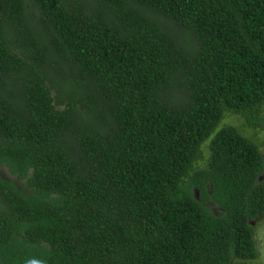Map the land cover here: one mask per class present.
Listing matches in <instances>:
<instances>
[{
    "label": "trees",
    "instance_id": "obj_1",
    "mask_svg": "<svg viewBox=\"0 0 264 264\" xmlns=\"http://www.w3.org/2000/svg\"><path fill=\"white\" fill-rule=\"evenodd\" d=\"M263 108L264 0H0V264H252Z\"/></svg>",
    "mask_w": 264,
    "mask_h": 264
},
{
    "label": "rangeland",
    "instance_id": "obj_2",
    "mask_svg": "<svg viewBox=\"0 0 264 264\" xmlns=\"http://www.w3.org/2000/svg\"><path fill=\"white\" fill-rule=\"evenodd\" d=\"M264 115V108H263ZM244 121L241 117L237 116H228L223 120L222 125H231L238 127L241 133L248 138H250L259 148L263 159H264V124L255 129L244 126ZM207 144L203 145V151L205 156H208ZM200 165L203 166V163L200 162ZM0 174L4 178H9L4 169H0ZM260 181H264V170L260 175ZM209 193V190L207 191ZM191 194L196 200L200 201V192L197 189H192ZM202 201V200H201ZM205 207H208L212 213L216 214L219 211L213 206V203L210 201L203 202ZM249 223L254 231L253 239L255 242V247L258 252V258L252 262V264H264V214L258 216L255 219L249 220Z\"/></svg>",
    "mask_w": 264,
    "mask_h": 264
}]
</instances>
